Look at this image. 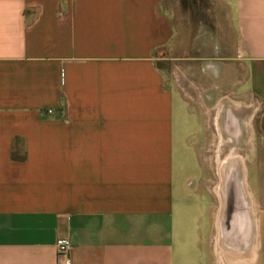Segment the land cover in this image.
I'll return each mask as SVG.
<instances>
[{"label": "crops", "instance_id": "0c3cea01", "mask_svg": "<svg viewBox=\"0 0 264 264\" xmlns=\"http://www.w3.org/2000/svg\"><path fill=\"white\" fill-rule=\"evenodd\" d=\"M193 96L255 218L190 210ZM0 264H264V0H0Z\"/></svg>", "mask_w": 264, "mask_h": 264}, {"label": "rangeland", "instance_id": "374dc122", "mask_svg": "<svg viewBox=\"0 0 264 264\" xmlns=\"http://www.w3.org/2000/svg\"><path fill=\"white\" fill-rule=\"evenodd\" d=\"M157 54V53H156ZM170 53H164L163 55L169 56ZM161 55V54H157ZM160 66L166 67L169 70V62L166 60H157ZM167 63V64H166ZM170 74V73H169ZM170 77L169 76V82H170ZM242 88L240 86H237L236 88V93L234 94L236 97H238L239 93L241 94ZM211 94V93H210ZM209 95V94H207ZM234 95L233 98H236ZM240 99H243L241 97ZM193 103L196 106V111L200 115V127H199V137L196 138V136H193L191 141L195 143V149L197 151V161L195 159V156L192 155V153L189 150H182L180 159H181V168L182 171H188V172H193L195 174V180L199 183L200 188L204 192L203 198H202V203L199 204L197 203H191L190 204V210L193 212H196V214L201 215L203 218V223L207 224V218L205 221V214L207 213L206 207L210 203V205H214L215 209L214 210L218 211L220 208V205L223 204L221 203V200L219 199V196L215 194L216 191V186L220 183L221 181V174L219 172L220 166L223 164V160L226 158L229 149H223L222 147L218 149L219 141L217 138H213V135L208 131V126H209V121L210 119L214 117L213 114H210L213 112V109H211V105L213 104L212 98L209 97H204V98H199L197 96H193ZM210 106V107H209ZM247 111L246 109H241V111L237 112L239 115H243L241 112ZM183 116V113L181 114ZM182 123H183V133L186 132V130L191 129L194 125V120L190 117H187L185 115L184 118H182ZM245 131L243 132L242 138L240 141H237V143H234L233 147L236 150L233 151H239L242 153H247L251 150V147H249V141L246 139ZM229 147V146H226ZM241 157V160L243 161V165L241 166V171H240V176L242 177L243 180V187L241 190V194L238 195L239 202H237L236 197L234 195H230V191L227 194V189H225L226 197L228 196V206L226 210H231L232 212H244L248 214L251 218H255V205L252 202L250 196L248 195L247 189H246V181H245V170L246 173L248 172V182L252 183L253 179V170L251 168V163H250V156H244L242 154H239ZM198 163V165H197ZM222 163V164H221ZM229 171V170H228ZM228 175L230 174L229 172ZM245 182V183H244ZM224 183V181H223ZM214 185V187H213ZM226 185V183H225ZM220 191V186L218 188ZM209 198V199H208ZM220 204V205H219ZM200 205V206H199Z\"/></svg>", "mask_w": 264, "mask_h": 264}, {"label": "flooded vegetation", "instance_id": "af4514ba", "mask_svg": "<svg viewBox=\"0 0 264 264\" xmlns=\"http://www.w3.org/2000/svg\"><path fill=\"white\" fill-rule=\"evenodd\" d=\"M237 120L235 117H230L228 116L227 120L225 121L224 125L226 127V132L232 136V142L236 143L239 138H240V130H239V124L237 125ZM222 166L219 165L220 170L219 172L221 173V183H220V193H221V198L223 199V187L227 186L231 191H235L236 194L238 193L237 187L238 184H242V181L240 178V172L239 168L243 165V161L241 160L240 155L235 154L233 151H230L226 158L223 160ZM230 172H229V171ZM229 172L230 174L228 175ZM224 181V183H223ZM225 183H227L225 185Z\"/></svg>", "mask_w": 264, "mask_h": 264}, {"label": "built area", "instance_id": "2783aa9c", "mask_svg": "<svg viewBox=\"0 0 264 264\" xmlns=\"http://www.w3.org/2000/svg\"><path fill=\"white\" fill-rule=\"evenodd\" d=\"M47 112L51 113L52 109H48ZM56 244H57L59 253H67V251L69 249V243L67 240L59 239V240H57Z\"/></svg>", "mask_w": 264, "mask_h": 264}, {"label": "bare ground", "instance_id": "6f19581e", "mask_svg": "<svg viewBox=\"0 0 264 264\" xmlns=\"http://www.w3.org/2000/svg\"><path fill=\"white\" fill-rule=\"evenodd\" d=\"M240 170H239V172L241 171V167L239 168ZM240 178H242V177H240ZM241 181H242V184H238V187H237V189H239L238 190V193L236 194V192L235 191H231L230 189H229V187H227V186H224L223 187V189H222V193H223V196H225V189H227V194H228V192L230 191V195H234L235 197H236V200H237V202H239V199H238V195L240 194V191H241V188L243 187V180L241 179ZM227 184V183H226ZM221 196V195H220Z\"/></svg>", "mask_w": 264, "mask_h": 264}]
</instances>
